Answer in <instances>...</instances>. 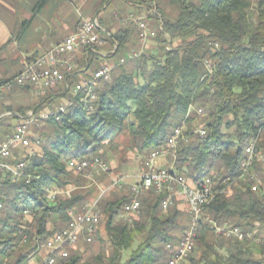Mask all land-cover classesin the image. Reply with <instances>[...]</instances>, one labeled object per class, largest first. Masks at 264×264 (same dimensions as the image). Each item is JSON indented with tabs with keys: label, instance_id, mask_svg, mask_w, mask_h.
<instances>
[{
	"label": "trees",
	"instance_id": "obj_1",
	"mask_svg": "<svg viewBox=\"0 0 264 264\" xmlns=\"http://www.w3.org/2000/svg\"><path fill=\"white\" fill-rule=\"evenodd\" d=\"M39 1L42 8L46 0ZM124 1L138 5L151 0ZM148 19L152 27L162 23L152 38L154 52L123 65L119 60L138 43L134 24L111 32L99 19L109 35L103 36V46L78 58L79 67L97 70L103 63L96 53L100 51H106V62L115 66L107 79L99 81L94 100L84 93L72 97L63 85L40 97L27 88L23 90L33 97L25 107L5 108L4 113L11 114L0 119V139L13 131L14 114L53 109L61 99L72 102L58 120L43 121L39 138L30 136L32 146L37 141L39 145L33 147L34 156L24 159L28 181H13L9 174L0 173V212H4L0 264H9L13 249L22 242L36 252L54 232L47 229L48 221L53 219L55 224L61 219L64 227L68 212L83 201L79 193L49 199L51 189L70 187L74 174L67 170L69 160L101 157V150L119 137L126 138L128 149L145 156L165 145L173 128L182 123L176 170L193 181L214 177L218 187L230 186V194L218 195L209 204L198 225L195 248L181 264H264V134L256 146L261 161L253 165L260 178L257 191H251L252 183L240 180L244 149L264 126V0H162ZM81 74L68 78L70 88ZM199 107L205 110L202 138L191 131L194 118L190 114ZM15 159L20 157L15 154ZM130 198V191L117 192L104 203L100 210L107 218L104 229L109 247L98 239L97 253L83 264H166L165 245L176 243L175 232L188 228L189 215L182 214L176 203L163 212L164 196L147 190L139 199L137 218L129 223L122 218V210ZM23 215L30 222L22 224ZM226 222L255 232L260 243L217 236L213 224ZM29 257L19 253L11 264H26ZM79 263L74 254L57 264Z\"/></svg>",
	"mask_w": 264,
	"mask_h": 264
},
{
	"label": "built area",
	"instance_id": "obj_2",
	"mask_svg": "<svg viewBox=\"0 0 264 264\" xmlns=\"http://www.w3.org/2000/svg\"><path fill=\"white\" fill-rule=\"evenodd\" d=\"M147 12H140L137 16H132L131 21L137 31L138 42L142 47L145 43L156 36L157 31L161 30V22L157 27L149 24L148 16L155 14V0H151ZM108 32L102 28L96 17L83 20L76 31L61 42L51 46L48 50L27 62L24 68L12 78L0 83V95H5L12 90L29 88L37 97L44 95L47 91L56 90L63 85L65 89H70L72 97L76 93H81V87L86 84H93L94 90L102 79H107L114 69V64L106 62L107 53L96 52L99 59L103 61L101 66L92 72L86 68H80L78 58L85 57L96 48L104 45V37ZM139 51H131L126 57L119 60V64L133 61L140 56ZM206 68L210 70V64L206 63ZM210 72V71H209ZM76 73H82V79L77 81L71 88L68 86V78ZM89 101L94 100V94L86 96ZM72 102L66 100L54 109H44L40 111H28L24 115L14 114L17 118L13 131L5 133L0 139V173L9 174L13 181H28L29 176L25 174L26 158L34 156V146L39 145V141L32 146L30 136L31 129L38 123L54 119L63 114ZM191 110V109H190ZM194 112L202 117L205 114L204 108H196ZM11 113L0 115V119L9 116ZM184 123L173 128L165 145L157 148L143 156L138 171L133 176L136 183L129 187L131 198L123 206L122 218L127 222L136 219L140 210V197L147 190L155 195L164 196L160 206L163 212L169 207L178 203L182 205L189 215L188 228L177 239L176 243L165 245L167 255L166 264H181L188 258L194 248L197 238L198 225L205 215L209 205H202V195L210 194V204L218 195L229 196L230 186L218 187L214 177L193 181L180 174L174 165L176 148L182 138ZM197 133L202 138L205 130L199 128ZM264 134V126L253 137L247 145L245 159L241 163L240 180L252 183L251 191H257L260 178L257 172L253 171L255 161H261L256 153V146L260 135ZM17 154L20 159H15ZM159 159H170L167 166L157 165ZM11 161H15L12 163ZM67 170L76 176H84L91 181L99 173H107L110 169L109 164L100 156L91 159H71L67 162ZM126 177H119L112 180L108 190H121L125 185ZM63 195L70 197V191L51 189L49 199L54 201L57 196ZM99 198L92 204L87 205L79 212H69L67 224L54 231L42 245L45 254L39 264H57L69 256L68 249L75 248L79 243L89 245L98 231L102 215L97 209ZM2 205L0 204V209ZM28 215V212H24ZM214 232L217 236L231 238L236 241H254L260 243L255 232L242 231L240 227L224 223L221 226L213 224Z\"/></svg>",
	"mask_w": 264,
	"mask_h": 264
},
{
	"label": "rangeland",
	"instance_id": "obj_3",
	"mask_svg": "<svg viewBox=\"0 0 264 264\" xmlns=\"http://www.w3.org/2000/svg\"><path fill=\"white\" fill-rule=\"evenodd\" d=\"M1 1H5V2L9 1L10 2L13 0H0V2ZM160 1H162V0H155L154 1L155 11H156V4ZM151 2L152 1H150L149 3H151ZM107 3H109L108 0L107 1H104V0H85L84 3H82L81 5L78 6V8H73V14L78 15L76 18L75 26H79V24L83 20H87L89 18H92L97 13L95 16L98 18V22H99L100 18H104L106 26H108V24H110L111 25L110 28L113 32H115L117 29L122 27V22H121L120 18L114 19L111 22V19H112L111 15L113 14V10L111 9V6L107 5ZM36 4L37 3H35L29 9L31 15H34L37 17L36 22H34V24L32 25L31 28L25 29V31H23V32L21 30L16 35V38H18L22 35L21 40L22 39L23 40L20 42V45H21L20 48L23 50V52L24 51L25 52H27V51L28 52H36V50H38V49H35L34 45L37 43L39 38L42 36V34H37L33 30L36 27L37 22L40 19L41 20L44 19V16L46 13H45V10H43V9H42L43 10L42 11L41 9L35 8ZM75 10L78 11L77 12L78 14H76ZM0 18H2V19L5 18L6 20H8L10 18L7 16V14L3 11L2 8L0 9ZM148 21H149V24L151 25L152 19H148ZM19 28L23 29L24 25H22ZM113 29H115V31ZM155 46H156V41L154 39H150L145 43V45L143 47H142V45L139 44V42L136 43V45L134 46L133 49L135 51H139L141 54H147L149 52H152L153 49L155 48ZM2 50H4V49H2ZM1 51H0V53H1ZM12 58H13V56L9 57L10 60ZM4 66L5 65H0V74L2 72L1 69H3ZM12 67H13V70L10 71L5 76H3L2 78H8V77L12 78L13 76H15L18 73L17 69L20 68V65H19V63H17V61H15L13 63ZM0 80H1V78H0ZM30 97L26 94V92L23 89H18L16 91H14L13 93H11V95L9 97H6V95H2V96L0 95V115L4 114L6 107H11L14 109H16L18 107H25L27 105L28 99H30ZM65 101L66 100H64L63 102H60V101L56 102L55 101V104H53L52 107H50V108L54 109L56 106L64 103ZM46 108H48V107H46ZM194 109H196V108H194ZM190 116L194 118V122L191 125V131H193L194 133H197V130L203 125V119L205 116L199 117V116L194 114L193 110H192ZM40 123H42V124H40ZM40 123H38L36 126H34L38 130H36V128L31 129L33 136L38 137V138L40 137V131L44 130L43 122H40ZM183 130H184V127H183ZM128 148H129L128 142H127L126 138H123V137H119L113 143L106 145L101 150L102 151L101 157L109 164L110 169L107 173H99L98 175H96L93 178L92 181L90 179H87L84 176L70 175L72 182L70 184V187H68L66 190L70 191L71 196L76 194V193H79L80 195H82L83 201H81V203L78 204L77 207H75L73 211H69V212L81 211L84 207L92 204L95 200H97L99 198V201L97 204V209L100 212V214L102 215L101 223L98 226V231H97L96 235L94 236L92 243H90L89 245L79 243L76 248H74L72 250L68 249L70 256L76 254L80 258L79 264H83L85 262H88L89 259L97 253L98 244H99L98 239H100L102 241L101 243L104 245V247H106V248L109 247L107 245L108 239L106 237V233H105V229H104L105 222H106L107 218L102 213V210H100V209L102 208V206L104 205L105 202L113 200L115 197V194L117 192H119L121 194L128 192L129 186L124 185L123 188L121 190H118V191L115 189L107 191L106 189L109 187L112 180H115L119 177H126L124 180V183L132 184V185L134 183H136V179L133 176L138 171L139 165H140L142 158H143L142 155L135 154L131 149H128ZM37 152L40 154L41 150L38 149ZM60 197L65 198L63 195H60ZM179 211L184 215L186 213V211L184 209H181V208ZM0 217H4L3 211L0 212ZM30 220L31 219L29 217L23 215L19 221H21V223L24 224L25 222H30ZM179 223H181V222H179ZM185 224H188V223H186V221H185ZM63 225H64V223L62 222L61 219H59L55 224L53 223V219H50L48 221V224H47V229L50 232H53L56 229L61 228ZM183 232H181V233L175 232L177 239L181 236V234ZM21 236H23L22 238H24V235L22 234V232H21ZM27 240H28V238H27ZM31 249H32L31 244H27L26 242L20 243V245H18L17 247H15L13 249V251H15V253H14L12 258L7 260V262L9 264H11L15 260V258H17V255L19 253H23L26 255H30V257L26 261V264H38L39 256L41 255L40 253L42 251V245L37 249L36 252H33V250H31ZM128 255H129V251L125 252L123 254V259L125 260L128 257Z\"/></svg>",
	"mask_w": 264,
	"mask_h": 264
},
{
	"label": "crops",
	"instance_id": "obj_4",
	"mask_svg": "<svg viewBox=\"0 0 264 264\" xmlns=\"http://www.w3.org/2000/svg\"><path fill=\"white\" fill-rule=\"evenodd\" d=\"M84 1L85 0H46L42 8H38L40 4L39 0L1 1L0 9L2 8L7 16L10 17L8 20L0 18V51L4 49L0 53V65H5L4 68L1 69V80L9 79V77H2L13 70L12 65L15 61L20 65V68L17 69L19 73L27 62L33 60L35 57L48 50L51 46L61 42L68 35L74 33L78 28V26H75L78 15L73 14V8H78V6L84 3ZM108 2L107 5L111 6V9L113 10L111 16L114 19L120 18L122 26L130 23L132 16H137L142 11L147 12L149 7V4L147 3L135 5L126 3L124 0H108ZM35 3H37L35 8L43 9L46 13L44 19H40L33 30L37 34H42V36L34 45V48L38 49L36 52H23L20 48V42L23 40H21L22 35L18 38H16V35L21 30L23 32L25 29L31 28L34 22H36L37 17L31 15L29 11ZM75 12L78 14L77 10H75ZM95 15L93 17H96ZM20 25H24V28H19L21 27ZM110 26L111 25L108 24L107 27L113 32ZM113 30L115 31V29ZM11 56H13V58L10 60L9 57ZM78 79H82V76L79 75ZM63 100L64 99H61L60 102H63ZM169 163L170 159H159L157 161V165L160 167L167 166ZM125 185L130 187L132 184L125 183ZM176 204L181 209H184L182 205L178 203ZM40 254L38 264L41 262L45 251L42 249Z\"/></svg>",
	"mask_w": 264,
	"mask_h": 264
},
{
	"label": "bare ground",
	"instance_id": "obj_5",
	"mask_svg": "<svg viewBox=\"0 0 264 264\" xmlns=\"http://www.w3.org/2000/svg\"><path fill=\"white\" fill-rule=\"evenodd\" d=\"M93 91H94L93 84H86L81 87V93H84L85 96H90V94L93 93ZM81 93H76L75 96H78ZM246 150H247V146L245 147L244 151ZM209 204H210V194H203L202 195V205H209Z\"/></svg>",
	"mask_w": 264,
	"mask_h": 264
}]
</instances>
